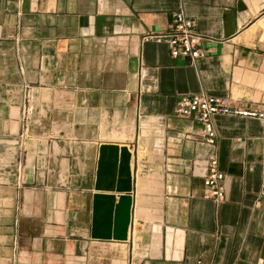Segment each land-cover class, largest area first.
Instances as JSON below:
<instances>
[{"label":"crops","instance_id":"obj_1","mask_svg":"<svg viewBox=\"0 0 264 264\" xmlns=\"http://www.w3.org/2000/svg\"><path fill=\"white\" fill-rule=\"evenodd\" d=\"M180 11L195 61L151 39ZM202 92L264 104V0H0V264H264V122L216 116L207 144L175 113ZM104 144L130 151L131 192L96 190ZM123 197L127 239L93 238Z\"/></svg>","mask_w":264,"mask_h":264},{"label":"built area","instance_id":"obj_2","mask_svg":"<svg viewBox=\"0 0 264 264\" xmlns=\"http://www.w3.org/2000/svg\"><path fill=\"white\" fill-rule=\"evenodd\" d=\"M156 43H164L171 49L172 57L190 58L192 61L201 56V36L195 30V21L180 11L174 15L171 29L165 34L151 36ZM27 106L23 108V119L27 117ZM175 113L184 118H191L200 126L201 136L207 144L214 145L216 133L213 120L216 116L253 118L264 122V104L244 107L235 103L229 96H216L206 92L182 95L177 101ZM217 161H211V170L204 179L206 197L221 201L225 197L223 185L224 174L217 168ZM262 177L264 184V153L262 160Z\"/></svg>","mask_w":264,"mask_h":264},{"label":"water","instance_id":"obj_3","mask_svg":"<svg viewBox=\"0 0 264 264\" xmlns=\"http://www.w3.org/2000/svg\"><path fill=\"white\" fill-rule=\"evenodd\" d=\"M131 158V153L128 148H120L117 145L104 144L99 149V160H98V170H97V181L96 190L105 191H118V192H131L132 191V180L130 176L129 162ZM126 179V184L120 186L123 179ZM97 195L95 197L94 210L95 214L98 212ZM129 197H123L120 199L119 206L116 207L114 225L111 221V216L108 215L107 218H100L99 225H103L104 229L107 231L104 235L97 234L96 230V217L93 225L92 236L96 239L103 240H118L125 241L127 239V231L130 224V209L131 201ZM128 202V203H127ZM110 210L108 209V213ZM113 225V226H112ZM111 227L114 229L110 233Z\"/></svg>","mask_w":264,"mask_h":264},{"label":"rangeland","instance_id":"obj_4","mask_svg":"<svg viewBox=\"0 0 264 264\" xmlns=\"http://www.w3.org/2000/svg\"><path fill=\"white\" fill-rule=\"evenodd\" d=\"M27 105H28V103H27ZM26 114H30L29 107L26 108ZM28 120L30 121V119H28V115H27V117L25 118V122H27ZM29 138H30V134L24 135L22 142L25 144ZM23 174H24V171H23ZM9 184L0 181V190L3 189L2 190L3 199H1L0 204L6 206L8 211L13 206V201H14L13 195H14V193L9 188H1V186L2 187H8ZM10 214H11L10 212L5 213L3 218H10Z\"/></svg>","mask_w":264,"mask_h":264}]
</instances>
